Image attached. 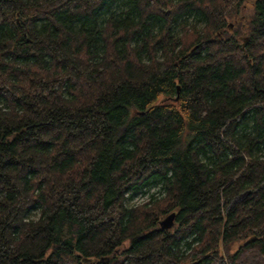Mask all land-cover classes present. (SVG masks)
<instances>
[{
	"label": "trees",
	"instance_id": "trees-1",
	"mask_svg": "<svg viewBox=\"0 0 264 264\" xmlns=\"http://www.w3.org/2000/svg\"><path fill=\"white\" fill-rule=\"evenodd\" d=\"M187 263L264 264V0H0V264Z\"/></svg>",
	"mask_w": 264,
	"mask_h": 264
},
{
	"label": "water",
	"instance_id": "water-1",
	"mask_svg": "<svg viewBox=\"0 0 264 264\" xmlns=\"http://www.w3.org/2000/svg\"><path fill=\"white\" fill-rule=\"evenodd\" d=\"M245 197V194L240 195L239 197H237L234 201L233 204L238 203L239 201H241L243 198ZM175 217H176V213H171L170 215H168L164 220H162L160 222V227L162 230H171L174 225H175ZM193 264H197V263H193Z\"/></svg>",
	"mask_w": 264,
	"mask_h": 264
},
{
	"label": "rangeland",
	"instance_id": "rangeland-1",
	"mask_svg": "<svg viewBox=\"0 0 264 264\" xmlns=\"http://www.w3.org/2000/svg\"><path fill=\"white\" fill-rule=\"evenodd\" d=\"M252 12V5H251V3H249L248 4V6H247V8L244 10V12H243V14L245 15V16H247V15H249L250 13ZM147 200V196H145V195H137V196H134L133 197V199L130 201V204H137V203H142V202H144V201H146ZM168 216V215H167ZM166 218V217H165ZM164 218V219H165ZM163 219V220H164ZM173 229H175V225H174V227L171 229V230H173ZM239 247V245H235L234 246V250L235 249H237ZM188 264V263H187Z\"/></svg>",
	"mask_w": 264,
	"mask_h": 264
}]
</instances>
